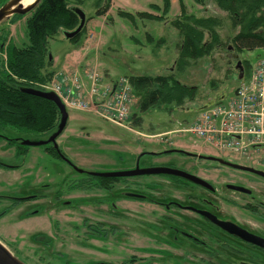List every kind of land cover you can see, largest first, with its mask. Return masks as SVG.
Here are the masks:
<instances>
[{"label":"rangeland","instance_id":"rangeland-1","mask_svg":"<svg viewBox=\"0 0 264 264\" xmlns=\"http://www.w3.org/2000/svg\"><path fill=\"white\" fill-rule=\"evenodd\" d=\"M78 6L87 14L82 41L73 44L66 41L60 33L49 41L48 48L54 59L51 70L56 71L52 82L58 72H64L70 79L75 75L90 76L92 71H96L95 79L103 89L112 88L117 82L125 79H128L130 84L129 76L174 75L182 84L197 86L199 91L194 101L186 102L181 108L170 106L171 111L152 109L147 113L135 108L138 99L134 95L135 107H131L130 116L122 124L103 119L95 110L67 109L68 126L61 134L58 144L72 162L92 171L118 172L128 168L133 155L141 150L161 152L172 149H196L236 163L248 162L246 154L233 151L222 153L210 144L198 140L194 135L182 131L183 127L193 123L204 105L214 99L219 100L224 93H227L228 98L233 97L232 94L239 85L235 69L237 59L234 57L239 53L230 47H233L232 39L241 28L234 26L225 11L220 10L212 0L205 1V4H199L196 0H170V11L165 20L158 21L146 17L143 19L139 13L163 16L164 0H86L84 4ZM184 11L197 18L210 16L222 18V26L218 32L223 45L212 57L201 58L196 64L192 62L189 69L178 73L176 61L179 58L182 39L173 22ZM123 13L134 14V20ZM31 14L22 17L12 16L1 23L0 48L3 42L5 48L9 42L18 47L29 44L27 21ZM149 35L153 38L152 41ZM263 57L264 49H255L240 53L238 59L243 64L245 60L250 61L254 69L256 63ZM45 87L43 86L42 90H45ZM134 114L142 121L138 128L132 121ZM0 132L3 133V130ZM16 132L18 131L8 128L4 134L13 135ZM18 133L15 137H22L25 140L39 141L50 138V134ZM164 133L168 134L164 140L158 137ZM260 147L264 149V145ZM16 149H18L16 146L9 149L5 142L0 143V162L18 167L9 169L0 165V198L31 196L41 181L46 180L49 184L59 183L63 178L73 175L72 170L63 161L48 154L42 146L30 147L25 158L20 157ZM256 158L264 160V150L257 154ZM74 194L75 197L85 196L84 193L76 191ZM5 205H8L5 201L0 203V213ZM31 207L34 210L38 206ZM42 210L43 208L39 207L40 217L25 218L23 216L25 212L21 209L19 212L13 210L8 216L0 217V242L22 263L90 264L89 261L93 259L99 262L107 261V256L102 252L93 254L89 248L83 246L84 244L78 243L77 240L81 236L77 237V232L74 233L68 223L71 217L76 216L80 221L79 214L73 216L65 212V215L57 214L53 217L46 211L42 213ZM57 220L60 223L57 224L60 232L55 233L54 225L56 226ZM39 232L41 235L44 232L50 238L42 237V243L36 240L32 242V235L38 236ZM44 242L48 243L49 247L44 245ZM59 253L62 254L61 257L52 256ZM131 255V252H127L120 258L118 254L116 256L119 257L116 258L120 259L116 261L128 259Z\"/></svg>","mask_w":264,"mask_h":264},{"label":"flooded vegetation","instance_id":"flooded-vegetation-1","mask_svg":"<svg viewBox=\"0 0 264 264\" xmlns=\"http://www.w3.org/2000/svg\"><path fill=\"white\" fill-rule=\"evenodd\" d=\"M4 132H0V143L9 149L16 146L17 154L25 158L32 146H24L25 139L15 137L19 131ZM60 137L57 146L50 142L42 147L63 161L72 177L51 184L43 180L31 196L0 198V203H8L0 217L20 209L25 218L40 217L39 207L53 217L79 214L80 221L76 216L68 223L81 236L78 243L108 258L93 259L90 264H264V160L256 158L263 148L249 150L245 163L196 149L141 150L123 171L165 167L200 181L167 174L105 178L93 174L116 171L77 166L59 146ZM75 191L85 196L75 197ZM33 205L38 207L33 210ZM57 224L59 220L55 233L60 232ZM42 237L50 238L39 232L31 241L42 243ZM127 252L132 253L128 259L116 261Z\"/></svg>","mask_w":264,"mask_h":264},{"label":"trees","instance_id":"trees-1","mask_svg":"<svg viewBox=\"0 0 264 264\" xmlns=\"http://www.w3.org/2000/svg\"><path fill=\"white\" fill-rule=\"evenodd\" d=\"M8 0H2L0 5ZM86 0H42L31 12L27 21L29 44L18 47L9 42L0 48V127L3 130L15 129L24 134H50L59 125L60 113L54 103L46 99L23 93L22 89H44L52 82L56 71L51 70L54 59L50 61L49 41L57 37L61 30L72 31L78 27L79 17L71 7L84 4ZM207 0H196L205 4ZM219 9L225 11L235 27L241 28L233 37V47L240 54L245 51L264 49V0H212ZM163 16L139 13L143 19L164 21L170 7V0H164ZM155 8H158L155 6ZM108 9V8H107ZM134 20L135 15L123 13ZM18 16V15H14ZM22 17V16H19ZM180 33L177 72H184L192 62L204 57H212L223 41L218 29L222 18L210 16L197 18L186 11L173 22ZM85 28L78 37L70 40L79 44L84 37ZM207 36V38H206ZM150 40L153 38L149 35ZM7 40V39H6ZM246 75L251 73L252 63L245 60ZM131 88L138 99L137 108L142 113L149 110L168 109L170 106L181 108L186 102L197 98L199 88L179 82L174 75L129 76ZM134 126H141V118L134 114Z\"/></svg>","mask_w":264,"mask_h":264},{"label":"built area","instance_id":"built-area-1","mask_svg":"<svg viewBox=\"0 0 264 264\" xmlns=\"http://www.w3.org/2000/svg\"><path fill=\"white\" fill-rule=\"evenodd\" d=\"M70 78L58 72L45 90L54 92L68 109L95 110L103 119L122 124L135 107L134 93L128 79L114 87L100 86L96 71ZM221 102L203 110L193 123L182 131L194 135L203 143L222 152L233 151L243 155L264 145V57L259 59L251 73ZM179 132V131H177ZM167 133L158 136L164 140Z\"/></svg>","mask_w":264,"mask_h":264},{"label":"water","instance_id":"water-1","mask_svg":"<svg viewBox=\"0 0 264 264\" xmlns=\"http://www.w3.org/2000/svg\"><path fill=\"white\" fill-rule=\"evenodd\" d=\"M24 0H9L7 3L2 5L0 7V25L2 22H4L7 19L12 18L14 15L18 16H23L28 13H31L34 11L38 5L42 2V0H34L33 3H31L29 6L23 5ZM71 11L76 14L79 17V25L76 29L72 31H65L61 30V35L64 36V39L66 41H70L76 37L79 36V34L83 31V29L86 26V21H87V14L82 10L79 6H73L70 8ZM233 47H230L232 49ZM235 59H237V64L235 66V69L238 73V80L241 81L245 77V68L244 64L242 61H240L239 54H235ZM49 59L52 61V55L49 53ZM23 93H28L33 96H39L47 101H51L54 103L60 113V122L57 130L51 135L49 140H39V141H32V140H24L22 141V144L24 146H32V147H40L43 145L50 144V142L54 143L56 145V139H58L61 134L64 132V130L68 126V120H69V113L67 112L66 106L64 105L63 102H61L60 98L51 91H42L40 89H34V88H28L26 87L25 89H22ZM225 99V95L220 97L219 100L214 99V101L209 102L208 104L204 105L199 112H202L205 109H209L212 107L217 101H223ZM222 161V160H220ZM151 174H157V175H162V174H167V175H177V176H182L186 177L191 180H199L197 177H193L187 173L180 172L175 169H169V168H151V169H137V170H129V171H118V172H107V173H94V176H100V177H113V178H118V177H129V176H140V175H151ZM200 181V180H199ZM0 264H25L22 263L18 258H16L12 252L8 250L1 242H0Z\"/></svg>","mask_w":264,"mask_h":264},{"label":"bare ground","instance_id":"bare-ground-1","mask_svg":"<svg viewBox=\"0 0 264 264\" xmlns=\"http://www.w3.org/2000/svg\"><path fill=\"white\" fill-rule=\"evenodd\" d=\"M34 0H24L23 5L29 6L31 3H33Z\"/></svg>","mask_w":264,"mask_h":264}]
</instances>
